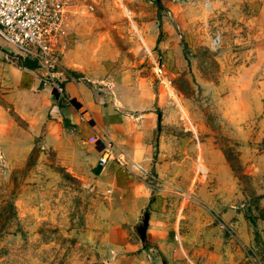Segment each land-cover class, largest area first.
Wrapping results in <instances>:
<instances>
[{
  "label": "rangeland",
  "instance_id": "374dc122",
  "mask_svg": "<svg viewBox=\"0 0 264 264\" xmlns=\"http://www.w3.org/2000/svg\"><path fill=\"white\" fill-rule=\"evenodd\" d=\"M211 6H181L185 14L169 18V34L151 46L147 36L166 8L153 0H77L61 60L96 80L125 69L149 75L151 96L161 93L156 152L175 162L168 182L150 172L160 189L190 198L188 238L192 222L226 223L234 237L223 236L239 245V263L264 264V19L257 8ZM0 44L12 49L1 37ZM110 188L86 159L76 163L70 151L39 139L30 149H1L0 264H108L115 224L140 227L143 219L130 204L119 210ZM191 246L196 264H219L201 253L205 245Z\"/></svg>",
  "mask_w": 264,
  "mask_h": 264
},
{
  "label": "crops",
  "instance_id": "0c3cea01",
  "mask_svg": "<svg viewBox=\"0 0 264 264\" xmlns=\"http://www.w3.org/2000/svg\"><path fill=\"white\" fill-rule=\"evenodd\" d=\"M153 1L157 8H166L167 16L162 25L159 22L161 28L151 27L147 36L151 46H159L161 33L169 34L168 19L179 20L186 12L180 11L181 6L185 10L196 1L205 7L242 5L253 11L257 8L260 19H264V0ZM262 32L260 35L264 36ZM11 53L13 48L7 50L0 44V152L4 148L30 149L34 139L48 149L70 151L76 163L86 159L104 186L111 187L109 191L120 201L119 210L126 211L130 204L136 218L148 214L144 240L138 235L136 221L115 224L113 256L108 264H196L191 246L195 244L205 245L201 253H209L219 264H248L239 263V245L230 237L226 239L218 224L192 222V238H188L184 225L191 221L185 219L184 210L190 198L186 193L174 187L153 191L117 162L109 161L104 167L97 163L102 149L100 140H111L115 151L124 153L126 162L139 163L168 182L167 168H174L175 162L163 161L156 152L161 93L151 96L156 93L149 84V75L139 77L132 69H125L105 79H90L70 71L60 58L61 69L71 74L62 83L64 97L69 100L65 103L42 85L35 60L30 59L35 61V67L22 66ZM92 137L98 141L90 142ZM199 237L205 238L204 242L198 243ZM207 244L218 248L212 251Z\"/></svg>",
  "mask_w": 264,
  "mask_h": 264
},
{
  "label": "built area",
  "instance_id": "2783aa9c",
  "mask_svg": "<svg viewBox=\"0 0 264 264\" xmlns=\"http://www.w3.org/2000/svg\"><path fill=\"white\" fill-rule=\"evenodd\" d=\"M77 0H0V37L13 48V57L33 59L39 69V80L45 88L54 91L65 103L63 81L71 77L60 67L68 36V16ZM91 8V6H89ZM160 77L163 73L158 68ZM157 73V74H158ZM164 77L163 80L164 81ZM98 141L95 137L90 142ZM102 144L99 165L115 161L125 172L139 177L152 190H160L159 181L150 170L139 163L126 162L123 152H116L111 140ZM221 231L234 237V229L226 223H218Z\"/></svg>",
  "mask_w": 264,
  "mask_h": 264
},
{
  "label": "water",
  "instance_id": "95a60500",
  "mask_svg": "<svg viewBox=\"0 0 264 264\" xmlns=\"http://www.w3.org/2000/svg\"><path fill=\"white\" fill-rule=\"evenodd\" d=\"M147 224H148V214L144 213L143 219H142V224L138 228V235L140 236V239L144 240Z\"/></svg>",
  "mask_w": 264,
  "mask_h": 264
},
{
  "label": "trees",
  "instance_id": "16d2710c",
  "mask_svg": "<svg viewBox=\"0 0 264 264\" xmlns=\"http://www.w3.org/2000/svg\"><path fill=\"white\" fill-rule=\"evenodd\" d=\"M18 61H19L20 65L26 66V67H35V65H36L35 61H32V60H30L28 58L19 59Z\"/></svg>",
  "mask_w": 264,
  "mask_h": 264
}]
</instances>
